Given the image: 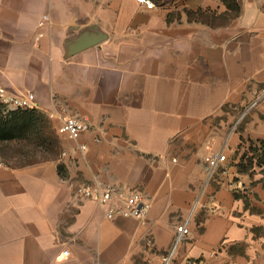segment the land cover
Masks as SVG:
<instances>
[{"label":"crops","instance_id":"crops-1","mask_svg":"<svg viewBox=\"0 0 264 264\" xmlns=\"http://www.w3.org/2000/svg\"><path fill=\"white\" fill-rule=\"evenodd\" d=\"M154 1L0 0V84L34 91L61 145L0 165V264H163L187 217L172 264H264V162L238 166L264 154V0L228 18L223 0ZM82 33L100 40L68 55ZM62 114L91 128L60 135ZM95 179L142 192L147 217L108 219L70 185Z\"/></svg>","mask_w":264,"mask_h":264},{"label":"built area","instance_id":"built-area-1","mask_svg":"<svg viewBox=\"0 0 264 264\" xmlns=\"http://www.w3.org/2000/svg\"><path fill=\"white\" fill-rule=\"evenodd\" d=\"M145 4L148 8L156 7L154 0H137ZM48 19V15L43 16V22ZM0 104L11 109H38L39 105L34 91L24 90L21 92L13 91L4 85L0 84ZM256 102L253 103L255 106ZM249 110V109H248ZM245 111L243 116L248 112ZM54 117L53 112L50 113ZM60 124L58 125V133L71 140H78L82 133L91 128L88 120L82 119L76 115L62 114L60 115ZM79 148L85 151L88 146L85 143H79ZM228 160L226 153L210 154L205 158L208 178H212L214 173L220 167L221 163ZM2 163H0L1 165ZM70 185L76 188L78 194L85 198L94 200L100 207H106L109 204H114L106 208L105 216L108 219H113L118 216L126 218L144 219L147 217L150 203L145 200L142 192L137 190H125L120 185L114 183H103L99 179H95L92 183L76 185L74 181ZM190 217L176 226V234L174 242L169 251L163 256V264H172L179 245L189 234ZM64 256H69V249H64Z\"/></svg>","mask_w":264,"mask_h":264},{"label":"trees","instance_id":"trees-1","mask_svg":"<svg viewBox=\"0 0 264 264\" xmlns=\"http://www.w3.org/2000/svg\"><path fill=\"white\" fill-rule=\"evenodd\" d=\"M228 8V16H236L240 12V4L238 0H223ZM210 17L203 11H189V17L193 19H205L204 17ZM49 122L46 115L39 109H11L0 104V140H12L16 138H22L35 130L36 135L42 136L43 123ZM261 146H264V142H261ZM250 150H255L252 144H250ZM258 158V163L264 162V154L254 153L249 155L245 152L241 156V162L238 164L239 172H247L251 169L254 163V158ZM244 162V160H246ZM59 169L62 171V165H59ZM235 194L239 195L238 189H235Z\"/></svg>","mask_w":264,"mask_h":264},{"label":"rangeland","instance_id":"rangeland-1","mask_svg":"<svg viewBox=\"0 0 264 264\" xmlns=\"http://www.w3.org/2000/svg\"><path fill=\"white\" fill-rule=\"evenodd\" d=\"M41 130V137L34 134V130L22 138L0 140V163L16 166L47 158H58L61 155L59 135L48 121L43 123Z\"/></svg>","mask_w":264,"mask_h":264},{"label":"water","instance_id":"water-1","mask_svg":"<svg viewBox=\"0 0 264 264\" xmlns=\"http://www.w3.org/2000/svg\"><path fill=\"white\" fill-rule=\"evenodd\" d=\"M89 38V39H88ZM100 40V39H99ZM98 39H90L86 33H82L78 37H76L74 40H70L67 44V54L71 55L91 44L97 43L99 41Z\"/></svg>","mask_w":264,"mask_h":264}]
</instances>
